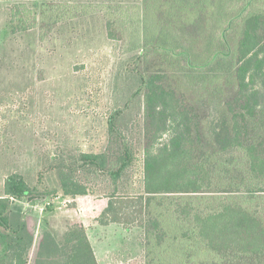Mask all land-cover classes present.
Returning <instances> with one entry per match:
<instances>
[{
    "label": "rangeland",
    "instance_id": "obj_1",
    "mask_svg": "<svg viewBox=\"0 0 264 264\" xmlns=\"http://www.w3.org/2000/svg\"><path fill=\"white\" fill-rule=\"evenodd\" d=\"M44 1L67 4L62 6L67 18L44 25L40 19ZM118 1L0 0V196L6 177L14 172L39 190L41 200L15 202L16 211L22 209L35 234L31 264L45 228L62 239L76 221L85 224L100 264H146L143 228L97 221L114 185L85 171L78 162L81 153L115 155L123 138L133 150L134 161L119 190L129 194L142 190L146 114L141 73L161 72L182 102L195 106L208 145L218 131L223 92H230L226 75L231 64L191 68L181 56L178 60L154 49L143 56L155 43L144 47L140 27L129 21L130 10L119 13L123 20L119 21L114 10ZM22 2L31 10L22 13L29 16L25 28L13 20L15 9L25 10L19 8ZM257 3L264 8V0ZM243 4L244 0H197L195 7L185 11L176 7L164 18L160 13V24L167 26L177 51L189 46L201 62L222 48L223 32L230 43L237 38L239 30L229 28V21ZM109 20L116 24L117 39L108 35ZM116 112L121 137L109 131V119ZM59 165H76L75 176L91 193L63 195Z\"/></svg>",
    "mask_w": 264,
    "mask_h": 264
},
{
    "label": "trees",
    "instance_id": "obj_2",
    "mask_svg": "<svg viewBox=\"0 0 264 264\" xmlns=\"http://www.w3.org/2000/svg\"><path fill=\"white\" fill-rule=\"evenodd\" d=\"M134 1L119 0L114 10L120 22L119 13L130 10L129 21L141 28L145 48L154 41L143 56L152 49L178 60L179 55L191 68L229 67L230 63L226 75L230 92H223L218 131L208 145L195 106L183 103L161 72L141 73L146 114L142 190L134 194L119 190L134 161L133 150L123 138L115 155L81 153L78 160L85 171L114 185L97 221L143 228L146 264H264V8L256 6L260 0H244L229 21V28L239 30L237 38L230 43L223 32L222 48L198 62L189 46L177 51L167 26L160 24L168 11L176 7L185 11L195 7L197 0ZM62 6L67 4L41 2L43 24L64 21L67 11ZM19 8L25 10L15 9L13 20L25 28L29 16L22 13L31 10L23 2ZM109 21L108 35L117 39L116 24ZM116 115L109 119V131L121 137ZM75 172L76 165L58 166L63 195L90 194ZM38 191L20 173L6 177L0 196V264H31L35 234L22 209L16 211L15 202L41 200ZM33 264L100 263L85 224L76 221L62 239L45 228Z\"/></svg>",
    "mask_w": 264,
    "mask_h": 264
}]
</instances>
